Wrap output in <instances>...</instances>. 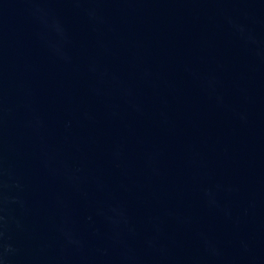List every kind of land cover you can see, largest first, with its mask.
I'll list each match as a JSON object with an SVG mask.
<instances>
[{
    "label": "water",
    "instance_id": "1",
    "mask_svg": "<svg viewBox=\"0 0 264 264\" xmlns=\"http://www.w3.org/2000/svg\"><path fill=\"white\" fill-rule=\"evenodd\" d=\"M0 264H264V0H0Z\"/></svg>",
    "mask_w": 264,
    "mask_h": 264
}]
</instances>
